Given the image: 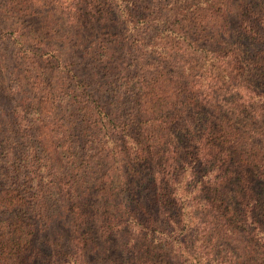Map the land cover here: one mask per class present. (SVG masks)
<instances>
[{
  "label": "trees",
  "instance_id": "obj_1",
  "mask_svg": "<svg viewBox=\"0 0 264 264\" xmlns=\"http://www.w3.org/2000/svg\"><path fill=\"white\" fill-rule=\"evenodd\" d=\"M59 1L0 7L37 91L0 114V264H264V0H79L127 38L84 68L23 31Z\"/></svg>",
  "mask_w": 264,
  "mask_h": 264
},
{
  "label": "rangeland",
  "instance_id": "obj_2",
  "mask_svg": "<svg viewBox=\"0 0 264 264\" xmlns=\"http://www.w3.org/2000/svg\"><path fill=\"white\" fill-rule=\"evenodd\" d=\"M4 2L5 0L0 1V7L5 5ZM233 2H237V0H233ZM59 3L60 5L56 9H54L55 5L40 7L36 5L32 15L26 18L21 17L22 20L26 19L22 26L23 31L26 32L28 29L31 33H35L37 40L52 44L58 53L65 54L73 62L81 65V68L89 66L85 64L88 58L87 54H93L94 51L99 53L105 46L117 49L120 54L124 52L120 46L115 45V42L120 41L121 45H124L127 41L124 25L121 23L124 18L118 11L113 10L109 14L102 13L100 16L95 13L93 7L79 0H60ZM2 17L5 18L0 15V28L5 29L9 27L10 20H4ZM234 18L235 12L233 13ZM19 47L14 42L6 43V41L0 40V114L10 108H18V111H21L20 105L26 106L37 94V91L31 89L33 88V80L30 74L26 72L29 68L21 58L22 53L19 51ZM116 56H118L117 53ZM112 71L110 72V81L113 80L116 86H112L111 89L116 87L118 90H123L120 84L126 73L118 74L121 75L118 76L112 74ZM98 80L103 82V79L98 78ZM118 94L125 95L123 92ZM104 96L113 101L117 99L114 92H106ZM68 223H72L69 216L55 218L49 228L40 235V238L42 239L44 235L51 233L52 227L60 226V228L64 227L65 230H69ZM95 241L98 248L91 250V257L105 258V255L108 256L114 251L113 242L108 243L104 239Z\"/></svg>",
  "mask_w": 264,
  "mask_h": 264
}]
</instances>
